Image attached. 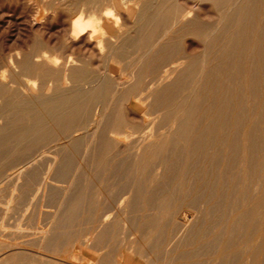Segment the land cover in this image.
Returning <instances> with one entry per match:
<instances>
[{
  "label": "rangeland",
  "instance_id": "1",
  "mask_svg": "<svg viewBox=\"0 0 264 264\" xmlns=\"http://www.w3.org/2000/svg\"><path fill=\"white\" fill-rule=\"evenodd\" d=\"M62 1L0 0V79L9 88L6 91L10 96L18 97L19 84L28 88L24 90L26 94L40 96L42 83H46L42 97L51 98L55 86L46 80L47 75L31 79L21 73L16 76L9 73L8 63H14L11 58L20 55L18 59L23 61L39 51L56 59L59 64L73 59L76 67H86V77L90 76L85 77L82 86L69 83L68 89L78 91L91 85L108 93L85 108L82 118L73 127L76 131L73 136L77 141L70 161L65 164L60 159L53 180L50 175L45 184L41 181L47 162L53 157V150H49L52 151L50 154L40 150L28 153L0 172V225L4 226L0 229V264H114L116 259L127 264L121 255H130L135 247L132 243L139 240H147L151 244L146 250L153 251L156 257L157 261L152 264H264V184H259L260 173L252 167L249 179L244 182L239 176L232 179V172L242 169L237 167L242 154L238 153L235 155L237 158L232 159V147L239 146L247 137L245 130L251 126L249 112L257 105L264 107V5L262 13L251 14L248 33L242 41L246 46L226 55L225 65L218 71L213 70L217 83L211 80L208 86L205 77L199 86L204 97L209 96L212 90L221 99L224 94V102L230 104L227 117L219 118L220 123L227 125L218 135L220 147L201 149L188 163H185L184 157L165 162L158 151L156 156L147 157L144 172L136 180L137 155H142L151 145L167 141L172 136L171 132L176 130L183 113L179 110L185 104V97L194 92L192 80L199 74L208 46L204 35L220 23L223 7L206 0H119L122 12L119 23H116L112 18L102 19L111 10L112 0ZM234 1L231 0L230 4ZM171 9L193 10L198 17L197 25L177 27L168 37L170 20L167 15L161 26L153 29L154 34L139 38L145 22L138 20L144 14L148 17L160 10L168 13ZM79 16H83L84 20H95L102 27L97 28L90 39L88 35L76 36L77 40L72 41L68 37L69 25L72 19ZM163 36L164 41H161ZM159 41L160 45L152 51ZM121 46V54L110 60V48ZM217 53L215 50L212 60ZM217 56L220 60L222 54ZM141 58L146 59L145 77H141L143 83L140 86H135L140 78L139 71H130V68ZM181 60L185 66L193 64V78L168 93V84L177 78L175 73L165 77L168 65ZM218 63L215 61L213 66ZM233 75L237 76V83L230 82ZM253 76L257 80L254 96L241 90L238 84ZM53 78L60 83L59 75ZM106 82L108 86L104 85ZM159 85H162L157 92L160 96H150L144 103H137V97L149 96V88ZM2 86L0 83V92ZM130 88L136 91L131 92ZM211 101H208L209 105L214 103V99ZM235 106L238 111H235V124L230 128ZM263 109L251 120L256 125L261 124L258 128L262 126L264 129ZM201 117L194 136L204 140L210 128L207 121L213 117L207 114V108ZM100 120L105 124L95 134L94 123ZM113 128L119 133L110 134L108 131ZM109 137L120 140L121 144L115 147ZM257 137L262 140L260 132ZM200 141L205 146L204 141ZM63 144V141L58 143L60 147ZM257 150H253V154L259 157L262 152ZM25 172L30 177L23 196L17 201H9L10 190L24 181ZM164 173L167 178L163 180ZM183 173V178L178 180ZM69 185L74 199L83 195L85 200L63 201ZM138 186L142 196L140 194L134 201ZM168 197L169 201H164ZM65 202L72 203L74 209L67 224L70 228L51 230L53 218L56 212L65 210ZM119 208L123 211L117 214ZM107 218L109 221L105 224ZM106 226H115L116 229L107 230ZM44 235L58 242V253L51 254L48 250L52 247L41 246ZM64 238L69 240V245L62 242ZM15 241L20 245H16ZM76 252L84 259L75 261L73 256L78 255ZM133 264H148V261L133 257Z\"/></svg>",
  "mask_w": 264,
  "mask_h": 264
},
{
  "label": "bare ground",
  "instance_id": "2",
  "mask_svg": "<svg viewBox=\"0 0 264 264\" xmlns=\"http://www.w3.org/2000/svg\"><path fill=\"white\" fill-rule=\"evenodd\" d=\"M206 1H210L213 5H215L217 7L222 6L223 7V10H222L223 11V17H222V20L220 21V23L218 25L212 27L204 35V40L208 43V46H207V49H206V51L203 55V58L201 60V64L199 67V69H200L199 74L196 77L194 76V78H193L192 77L193 73L191 74L192 69L194 70L193 64H189V65L185 66L184 61L181 60V61H177V62H172L170 65H168L170 67L168 68V71L166 70L167 73L165 75L166 78H168L169 76H171L174 73L177 75V78L173 82L169 83L170 80L168 82L166 81V83H169L168 84V93L173 92V90L175 88L184 84L189 78H193L192 88L194 89V92L189 94L187 97H185V99H184L185 104H183L182 109L179 110V111H183V113L180 117L181 118L180 121H178V124H177L178 126L176 127V130L174 132L173 131L171 132L172 136L170 135L171 137L168 138L167 141H165V142L163 141L162 143H159V145H151V146L147 147L142 155H137L138 161L136 162V164L138 166V169H137V173H136V180L144 172V166L147 162L148 156L154 157V156H156L157 152L159 151L160 155L162 156V159L165 158V162H167L168 159H169V162H171L172 160L178 159L180 157L181 158L184 157L185 163H188L191 159H193L195 157L196 153L199 150L205 149L207 147H215V146L217 147L219 144V136H220L219 133L221 132L222 129L225 128V126L227 127L225 122L224 123L219 122V118L220 117L224 118L227 114V111H228L227 108H230V104L229 103L227 104V102H224V100H226V99H224V94H223V99H221L220 95H217V93H215L211 90L210 92L213 93V97L214 96H216V97L213 98L211 96V93L209 94V96L204 97L203 92L201 90H199V86H200L201 82H203V79H205V77L207 80L206 85H208L211 80H215L214 84L217 83L218 78H217L216 74H215V76L212 75L213 70L218 71V69L220 67H223L225 65V59H227L226 55H229L230 53L232 54L233 52H238V51L242 50L243 46H246V43L243 45L242 41H243L245 35L247 36L249 23L252 20L251 14L252 13L255 14L256 12L257 13L263 12L262 5H264V0H236V1L232 2L231 4H230L231 0H206ZM62 2H65V0ZM111 2H112L111 10L108 11L105 15H103L102 19L103 18H112L115 20L116 23H119L120 14L122 12V6H121L119 0H112ZM161 3H162V1H161ZM171 3H174V2H171ZM169 5L171 6V4H169ZM68 7H69V5H68ZM75 10H77V8ZM163 10H160L155 15L148 16V17L144 14L138 20V22L142 21L141 23L145 22L143 30H141L139 33L141 35L139 38H142V37L147 36L149 34H154L153 29L155 27L161 26L162 22L167 17V15H168V19L170 20V22H169L170 27L168 28V37L172 33V31L177 27L185 26L186 28H191V27L197 25V23H198V17H197V15L194 14L193 10L188 11V10H178V9L172 10L171 9L168 11V13H165ZM136 15H137V13H136ZM102 19L100 21H102ZM99 27H102L101 24H96L95 20L94 21L84 20L83 16H79L78 18H74L71 20L70 25H69V30H68V37L70 40L74 41V39L77 40V38H79V36L88 35L87 38L90 39L96 33L97 28H99ZM263 32H264V30H263ZM197 33H198V31H197ZM76 36H77V38H76ZM165 36H163L161 38V41H164ZM224 38L227 40H222ZM97 41H99V40H97ZM161 41L154 44L152 51H154V48L157 45L158 46L160 45ZM133 43L131 45H133ZM100 44L101 43L99 42V45ZM219 45L221 48L219 47ZM248 45H250V44H248ZM226 47H227V49H225ZM103 48H104V46H103ZM247 48H248V46H247ZM101 49H100V51H101ZM245 49H246V47H245ZM122 50H123V46L119 47L118 49H115L114 47L112 49L110 48L109 59L114 60L118 56V54H121ZM215 50H216V53H217V51H218V53L216 54V58H214L212 60L211 56L214 55ZM101 52H103V51H101ZM220 54H222V56L220 57V60H219L217 55H220ZM19 56H18V58H19ZM224 57H226V58H224ZM255 57H256V55H255ZM18 58H15V59L11 58V59H13L12 60V62H14L13 64L11 62L8 63V69H9V73L11 75L16 76L17 73H21L25 77H29L31 79L32 78L40 79V78H43L44 75L45 76L47 75L48 77L46 76V78H47L46 80L49 81L52 85L54 84L55 88H54L53 96L51 98H43L42 93L45 90V84L46 83H42L40 96H36L33 93L26 94L24 92V90H28V88L22 84L21 85L19 84L20 87H18V94H19L18 97L16 95L10 96V94H8V92L6 91L9 88L0 79V83L3 84L2 91L0 92V172L2 170L6 169L9 165L13 164L18 159H20L21 156L24 157L25 155H28V153L30 154L33 151L40 150L45 154L46 152H49V150H53V153H52L53 157L48 160L46 171L44 172L45 176L41 179V181L45 184V181L48 180L47 178H49L50 175L51 176L54 175L55 167L60 163L61 158H62V162H64L65 164L69 163L71 152H72L73 148L75 147L76 141H77L75 139V137L73 136V134L76 132L73 130V127L82 118L83 114L85 113L84 112L85 108L91 102L99 101V100L103 99L106 96V94L108 93V91L107 90L106 91L96 90L91 85L88 86V89L82 87L78 91H76V90L72 91V90L68 89L67 85L69 83L81 85L82 83H84L85 77H86V73H85L86 67H82V68L76 67V64H75L73 59H66L62 64H59L56 61V59L54 60L51 57L49 58L45 53L40 54L39 51H36L35 54L31 55L30 57H25L23 61H20ZM215 61L217 63L219 62L216 65V67L213 66ZM145 62H146V59L141 58L140 60L137 61V63L134 66L131 67L133 69L130 68V71L131 70L132 71H135V70L139 71L138 75L140 76V78L134 84L135 86H140L143 83V80H141V77L144 76L143 73L146 69ZM237 64H239V63H237ZM249 65H250V63H249ZM235 68H237V67H235ZM18 69L21 70V72H19ZM49 74L53 77L55 75H59L60 76V83H58V81L55 80L53 77H51ZM131 74H132V72H131ZM89 76H87V77H89ZM132 76H134V73L132 74ZM112 77H114V76H112ZM129 77L131 78L130 75H129ZM236 77H237L236 75L230 76V82H232V83L236 82L237 83ZM253 77L248 79V80L238 82V84L240 85V89L244 90L245 92H247L248 94H250L252 96H254V94L256 95V93H257V85H255L257 80L255 79L256 77H254V78ZM132 80H134V79H132ZM55 81H57L58 84H56ZM51 84H50V86H51ZM108 84L109 83H107V82L104 83L105 86H108ZM127 84L132 85V83H127ZM86 85H88V84H86ZM32 86L33 85H31V87ZM34 86L36 87V84ZM161 87H162V85L157 86V88H155V87L149 88L150 95L145 97V98L141 97L139 99L137 97V103H140V102L144 103V101L147 100L150 96L151 97L160 96V95H157V92ZM164 87H166V86H164ZM48 88H50V87H48ZM130 90H131V88H130ZM235 90H237V89H235ZM135 91L136 90H134V89L131 90V92H135ZM144 92H146V91H144ZM147 92H148V90H147ZM112 96L114 97L113 94H112ZM112 99L114 100V98H112ZM213 99H214V103L209 105L208 103L209 102L211 103L212 102L211 100H213ZM112 102H114V101H112ZM261 104H262V102H261ZM211 105L213 106V109L211 108ZM257 107H258V109H256ZM108 108H110V107H108ZM206 108H207V114L210 115L211 117H213V119H211L209 122L207 121V123L209 124V125L208 124L207 125L210 128H209L207 136L203 140V139H200L199 137L197 138L196 136H194V134L197 131V128H198L197 126L201 123V120H202L201 116H202V114H204V111H206ZM256 108L249 112V115H250L249 125H251V126L247 127L245 130V133H246L245 136H247L246 139L243 138L242 143L240 142L241 144L239 146L232 147L234 149V151L232 153L233 156L231 155L232 159L237 158V157H235L236 154H238V153L242 154L241 158L239 157L240 160H239V163L237 166V167L240 166L242 169L237 171V172H232V179L236 176H239L240 181L244 182L245 180L250 178V175H251L250 172L252 171V167H253L254 170H257V173H260V178L258 179V181H259V184H261V186H262L264 184V155H263V153H264V129L262 128V126H261V128H258L257 126H260L261 124H259V125H256V123L254 124L253 121L251 120V117L254 116V118H255L256 116H258L260 109L261 108L263 109L264 107H262L261 105H257ZM236 110L238 111V108L235 106V109L233 110L234 112H232L233 114H231V117L233 119L232 120L230 119L231 123H232L230 128L231 127L233 128V125L235 124L233 120L236 119V118H234L236 115V112H235ZM105 115L106 114H104V116ZM261 116L262 115L260 114V117ZM225 120H226V118H225ZM261 120H263L262 117H261ZM104 124L105 123L103 122V120H100V121L94 123L95 129H96L95 134L99 131V129H101L104 126ZM108 132L110 134H118L119 133L118 129H116V128H113L112 130H110ZM258 132H260V135L262 134V140L261 141L257 137ZM109 138H110V140H109L110 143L113 144L115 147H118V145L121 144L120 140L112 138V137H109ZM93 139L96 140L95 137ZM151 140H153V139H151ZM200 140L204 141L205 146L202 145V142ZM61 141L64 142L62 147H60V145H58V143ZM257 141H259V142H257ZM218 147H220V146H218ZM207 149H209V148H207ZM253 150L254 151L255 150L261 151L262 154L258 157L257 156L258 154L257 155L253 154L254 153ZM51 152H49V154ZM205 152H207V151H205ZM201 153H203V152H201ZM213 159H215V158H213ZM230 160H231V158L229 159V161ZM232 161H234V160H232ZM253 164H254V166H253ZM212 165H213V163H212ZM165 166H168V165H165ZM169 170H170V167L168 169V173H169ZM240 171H242L241 175H239ZM56 175H58V174H56ZM183 176H184V173L181 174V176L178 177L177 179L181 180L183 178ZM23 177H24L23 182L15 184L13 188L11 187L12 189L10 191H12V192H11V197L8 196V197H10V198H8L9 201H17L18 199H21V197L23 196L24 188L26 186H28L30 174L25 172L23 174ZM165 177H166V173H164V176L162 179L164 180ZM53 179H54V176H53L52 180ZM195 182L192 181V183H195ZM180 187H181V184H180ZM140 188L141 187L138 186L136 189V193H134V201L137 200L140 197V194L142 193ZM70 190H71V185H69L67 187L63 201H84L85 200L83 198V195H82V197L79 196L76 199H74L73 196L70 194ZM141 196H142V194H141ZM164 201H169V197L167 199L165 198ZM63 205H65V210L63 212H60V211L56 212V214L53 218V224H52L51 230H56L58 228H61V229L70 228L69 225H67V224L71 219V216L74 212V209H73L72 203L65 202V203H63ZM241 205H243L242 202H241ZM252 208L253 207H251V209ZM122 211H123V209H120L117 214L121 213ZM246 213H248V212H246ZM252 213H253V211L251 212V214ZM262 213H264V212H262ZM243 215L245 216L246 214H243ZM108 221H109V219L107 218V219H105L104 223L106 224V223H108ZM261 221L263 222V220H261ZM62 222H64L66 225H63ZM58 224H62V225L59 226ZM3 228H4V226L0 225V229L2 230ZM110 228H112L113 231H115V229H116L115 226H112V227L106 226L107 230H110ZM263 228H264V224H263ZM61 236H63V235H61ZM69 238H70V236H69ZM65 240L62 242H65V245H69L68 244L69 240H66L68 242H66ZM148 242L149 241H147V240H139V241L133 242L132 244L135 245V247H133L132 253L130 255H128L127 257L122 254L121 259L125 260V262L127 264H133V257H138L140 259H144V260L148 261V264H152V262L154 260H156V257L153 255V251L146 250V247L148 245L151 246V244H149ZM15 244L20 245V244L16 243V241H15ZM40 244H41V246L47 245L49 247H52V249L48 250V252L51 254L58 253V251H59L57 249L58 242L54 238H50L47 235L43 236V238L40 241ZM99 244L101 245L102 243H99ZM92 246H93V244H92ZM96 249H97V247H96ZM75 254H78V253L76 252ZM73 257H74L75 261H81L84 259L82 254L74 255ZM113 263L114 264H122L120 259H116L115 261H113Z\"/></svg>",
  "mask_w": 264,
  "mask_h": 264
},
{
  "label": "clouds",
  "instance_id": "3",
  "mask_svg": "<svg viewBox=\"0 0 264 264\" xmlns=\"http://www.w3.org/2000/svg\"><path fill=\"white\" fill-rule=\"evenodd\" d=\"M75 34V33H74Z\"/></svg>",
  "mask_w": 264,
  "mask_h": 264
}]
</instances>
